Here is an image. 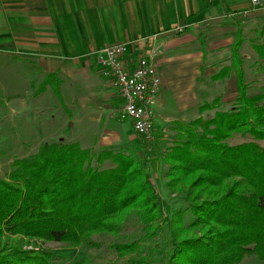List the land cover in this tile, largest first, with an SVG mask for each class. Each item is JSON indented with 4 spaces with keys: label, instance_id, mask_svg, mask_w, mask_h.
<instances>
[{
    "label": "trees",
    "instance_id": "obj_1",
    "mask_svg": "<svg viewBox=\"0 0 264 264\" xmlns=\"http://www.w3.org/2000/svg\"><path fill=\"white\" fill-rule=\"evenodd\" d=\"M239 43V38L232 43V64L213 74L234 70L233 104L222 108L220 95L203 100L200 114L178 121L174 138L158 153L167 164V187L186 206L164 212L145 156L112 146L94 151L61 138L43 141L12 159L0 176V264H51L54 252L41 241L94 245L93 234H117L132 213L143 237L167 229L169 247L161 264H240L247 252L263 257L264 82L249 92ZM256 47L264 57V42ZM60 83L58 72H49L40 86L59 96ZM211 109V115L202 114ZM235 131L252 138L231 143ZM113 246L129 252L136 244ZM129 262L154 264V259L140 254Z\"/></svg>",
    "mask_w": 264,
    "mask_h": 264
},
{
    "label": "crops",
    "instance_id": "obj_2",
    "mask_svg": "<svg viewBox=\"0 0 264 264\" xmlns=\"http://www.w3.org/2000/svg\"><path fill=\"white\" fill-rule=\"evenodd\" d=\"M254 7V19L264 15V0ZM251 9L250 0H0V172L17 155L12 149L32 151L43 141L41 98L49 87L40 84L49 72H58L81 105L78 118L105 126L97 146L137 151L131 121L117 116L119 92L97 63V50L108 43L126 42L130 64L153 52L161 77L154 130L190 119L185 113L202 102L205 73L209 84L234 92L233 69L213 74L240 27L257 31ZM175 25L184 28L175 32Z\"/></svg>",
    "mask_w": 264,
    "mask_h": 264
},
{
    "label": "rangeland",
    "instance_id": "obj_3",
    "mask_svg": "<svg viewBox=\"0 0 264 264\" xmlns=\"http://www.w3.org/2000/svg\"><path fill=\"white\" fill-rule=\"evenodd\" d=\"M256 7L252 5V12H250L249 23L255 21L258 23L257 31L239 28V34L232 35V42L228 44V51L226 55L222 56L215 65L217 73H222L226 65L232 64V53H233V42L238 38L240 39L239 48L237 53L241 58L240 66L243 69L246 80L250 81V86L248 87L249 92L259 91L260 84L264 82V57H259L257 54V43L258 41L264 42V15H260L254 19V12ZM261 27V28H260ZM260 31V35L257 32ZM243 35V37H242ZM262 38V39H260ZM208 42V41H207ZM206 42V43H207ZM261 42V43H262ZM230 67V66H229ZM232 74L231 71L228 73ZM234 80H235V74ZM232 76V75H231ZM211 75H202V80L198 85V93L201 100H208L216 95L221 96V107L228 108L233 104V98L236 95V89L233 92L227 91L230 88L228 86H220L209 84L211 81ZM64 81V79H63ZM62 83V78H61ZM61 85L59 96L49 87L42 94V134L43 141H52L61 138L64 141H78L82 146L89 147L94 151H98L101 147L112 146L118 148L117 144H108L103 146H97L98 138L103 131L104 125L99 126L98 124H88L86 123V118L81 115L80 108L77 99L71 100L70 93L67 92L65 82ZM208 83V84H207ZM228 87V88H227ZM236 88V87H235ZM66 89V90H65ZM231 89V88H230ZM77 95H75L76 98ZM82 110V109H81ZM72 111L70 115L69 112ZM118 111V110H117ZM213 110H205L202 112L203 115H211ZM186 118H192L200 113L197 110H189L185 113ZM118 122V120H116ZM176 124H166L161 127V130L153 129L152 138L147 140L143 138L138 133L133 139V143L137 146V151L135 148L133 150L129 149L136 156H145L149 161L148 171L152 182L159 193L162 201V208L165 213L170 214L171 211L179 207L186 206L187 202L184 198L178 194V192L171 190L167 187V176L165 175V170L167 164L162 161L158 153L168 145L176 134L175 129ZM252 138L249 134H242L235 131L228 141L231 143L241 141L244 139ZM42 141V142H43ZM259 142L264 144V139H260ZM16 141H11V144H16ZM143 143L146 145V149H143ZM37 149V148H36ZM36 149L29 151L20 148L19 150H13L17 152V155L11 156V160L16 156H24L32 153ZM25 152V153H24ZM26 152H28L26 154ZM10 163H4L3 171L0 172V176L6 174L7 169H9ZM190 211L185 212V220H189L191 217ZM198 231V230H197ZM92 240L97 244H79V245H69L64 241L58 240H43L40 242L41 246L49 247L53 250L54 256L51 260V264H67L73 263L76 260H83V264H130L129 257L136 256L140 254H146L153 257L154 264H161L164 261V254L168 249V231L166 228L161 230L158 234L150 237H143L142 224L137 221L134 214H130L127 220L124 221L123 228L117 234L98 232L93 234ZM134 242L136 244L133 250L129 252L123 251L121 248L116 249L113 245H124L126 243ZM30 247L31 245H25ZM240 264H264V256L260 257L256 252H247L241 260Z\"/></svg>",
    "mask_w": 264,
    "mask_h": 264
},
{
    "label": "built area",
    "instance_id": "obj_4",
    "mask_svg": "<svg viewBox=\"0 0 264 264\" xmlns=\"http://www.w3.org/2000/svg\"><path fill=\"white\" fill-rule=\"evenodd\" d=\"M257 6L260 0H250ZM182 25L172 30L180 32ZM129 47L124 41L108 43L97 50V63L122 99L117 116L129 119L136 133L150 140L154 129V101L159 91L161 77L157 70L153 52L140 54L133 64L127 58Z\"/></svg>",
    "mask_w": 264,
    "mask_h": 264
}]
</instances>
